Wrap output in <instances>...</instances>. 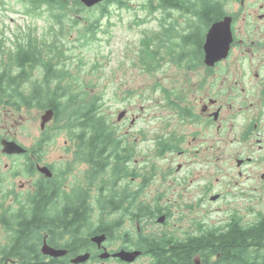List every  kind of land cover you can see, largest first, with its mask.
I'll return each instance as SVG.
<instances>
[{
    "label": "flooded vegetation",
    "instance_id": "obj_1",
    "mask_svg": "<svg viewBox=\"0 0 264 264\" xmlns=\"http://www.w3.org/2000/svg\"><path fill=\"white\" fill-rule=\"evenodd\" d=\"M110 1L123 2L108 0L106 5ZM152 2L160 27L155 40L158 51L169 54L168 60L161 59L163 65L174 70L183 69L184 78L182 86L171 91L162 89L166 96L163 110L170 111L171 115L161 130L153 129L148 135L143 122L149 115L143 105L135 115L127 109L121 113L124 117L118 122L127 124V129H136V148L139 147L136 154L140 158L135 160L131 153L133 148H123V141L119 139L114 147L107 145L98 151L93 147L85 149L76 140L56 162H41L29 150L18 155L29 163L25 169L29 174L38 172L41 176L35 186L31 185L22 203L28 206L30 197L40 188L44 217L52 214L58 220L55 241L60 247L50 244L52 235L46 232L43 244L46 239L52 248L68 251L66 256L56 259L45 256L47 261L72 264L76 257L90 254L87 263L141 264L146 260L148 264H223L221 257H207L206 252L207 235L221 233L217 227L208 231L207 222L193 221L195 230L179 238L172 233L145 234L144 224L167 227L172 217L170 205L174 203V194L166 203L164 198L169 192L179 196H183L181 191L188 192L184 182L188 181L191 188L197 180L192 177L194 171L190 166L201 161L207 163L210 150L217 153L212 160H220L218 150L249 149L250 156L234 158L233 164L236 161L240 177L244 175L251 182L260 177L264 182V55H261L264 50V0ZM225 19L230 20L232 33L229 54L209 66L205 62L207 35L214 24ZM239 47L246 62H235V51ZM236 63L241 67L237 68ZM154 119L159 118H149ZM150 146L155 151H164L167 167L159 168V160L155 157L145 158V150L147 153ZM252 164L256 166L253 168ZM41 167H47L52 176L40 173ZM260 169L263 170L259 172ZM158 181L160 185L154 192ZM204 186L199 193L205 195L208 186ZM222 198V194L209 196L214 204L220 203ZM201 205H205L204 200ZM96 214L104 220H95ZM102 236L105 241L99 246L95 239ZM112 245L120 247L113 250ZM180 247L190 248L192 257H174L173 252ZM106 252L110 257L102 259ZM120 252H140L141 255L128 263L114 257Z\"/></svg>",
    "mask_w": 264,
    "mask_h": 264
},
{
    "label": "rangeland",
    "instance_id": "obj_2",
    "mask_svg": "<svg viewBox=\"0 0 264 264\" xmlns=\"http://www.w3.org/2000/svg\"><path fill=\"white\" fill-rule=\"evenodd\" d=\"M64 1L67 2L65 19L59 23L55 22L58 11L51 5L40 7V4L35 6L30 0H0V67L7 66L10 53L31 37L43 59L49 56L55 59L58 56L53 65L57 66L55 71L59 73L57 76L60 80L52 86L60 82L76 100L88 101L100 97L101 111L116 138L123 141V148L132 147L134 159H139L140 156L136 154L139 152V147L136 148V129H127V124L118 122V116L125 109L135 115L143 105L147 109L146 115H149L143 122L148 135L153 129L161 130L171 115L170 111L163 110L166 96L162 89L171 91L182 86L184 70L163 65L161 59L168 60L169 54L158 51L155 40L160 27L158 16L148 6L150 0H123L127 4L124 7L118 3L106 5L104 2L91 9L76 7L74 0ZM31 10L33 15H28ZM92 23H97L94 34L88 32ZM60 33L61 37L57 36ZM54 41L59 48L52 47ZM52 50H60L62 54L54 56ZM154 52L158 54L155 59ZM240 52L241 47L235 51V62H246ZM261 55H264V50H261ZM236 67L241 66L236 63ZM45 74V67L39 65L32 71L31 81L25 84L24 89L44 83ZM46 111L36 108L16 111L8 106L0 108V248L9 244L12 236L4 221L12 223L13 216L23 205L22 200L28 197L31 185L35 186L41 180L38 172L31 175L25 170L28 163L25 157L3 154L1 141L7 139L17 142L41 162H56L76 141L73 134L63 127L64 121H52L42 132V116ZM152 116L159 119L149 120ZM127 141H131V144ZM67 142L69 145H65ZM218 151L221 152L217 156L220 160H212L217 153L216 150H210L207 152V163L201 161L190 166L194 171L191 175L197 180H194L191 188L188 181L184 182L183 188L187 193L181 191L183 196H179L169 192L164 198L166 203L168 198L172 200L171 195L174 194V203L170 205L172 217L167 227L146 223L145 234L172 233L185 238L188 232L196 228L192 225L193 221H205L208 231L217 227L222 232L235 219L243 224H252L264 216V182L260 181V177L252 182L244 175L240 177L236 161L233 164L234 158L245 159L243 155L250 156L252 152L250 154L249 149ZM146 157L158 159L159 168L169 164L165 162L167 157L164 151H155L152 146L147 153L145 150ZM255 166L252 164L253 168ZM256 174L255 171L254 176ZM205 184L208 186L207 194H200ZM157 185H160V181L155 183L154 192ZM217 194H222L223 198L220 203L214 204L209 196ZM203 200L204 206L201 205ZM100 219L104 220L96 214L95 220ZM118 247L112 245L110 248L114 250ZM86 264L101 263L91 261ZM141 264L148 262L142 260Z\"/></svg>",
    "mask_w": 264,
    "mask_h": 264
},
{
    "label": "trees",
    "instance_id": "obj_3",
    "mask_svg": "<svg viewBox=\"0 0 264 264\" xmlns=\"http://www.w3.org/2000/svg\"><path fill=\"white\" fill-rule=\"evenodd\" d=\"M152 1H149L148 6L154 12ZM30 2L35 6L40 4V7L51 5V8L58 11L55 22L62 23L65 19L64 9L67 7V2L64 0H30ZM74 5L84 7L79 0H74ZM119 5L124 7L127 4L120 2ZM32 10L27 14L33 15ZM97 23H92L88 29L89 33L94 34L93 30L97 28ZM61 35V33L57 34L59 37ZM146 44L145 41V47ZM1 47L2 43H0V50ZM52 47L59 48V45L54 41ZM36 49L35 41L29 37L24 45H20L13 53H10L8 65L4 68L0 67V108L8 106L16 111L33 108L53 109L55 120L64 121L63 127L71 135L73 134L85 149L93 147L98 151L103 150L107 145L114 147L115 143L118 144V138L110 129L101 111L100 97L88 101L76 100L60 82L52 86L55 81L60 80L57 76L59 73L55 71L57 66L53 65V61L58 58L56 54L59 55L62 52L52 50L53 55H56L55 59L51 56L43 59ZM157 56L158 54L154 52L153 59ZM39 65L45 67L44 83L24 89L25 84L31 81L32 71ZM39 191L40 188L34 196L30 197L28 206L27 204L21 206L19 212L13 216L12 223L4 221L12 236L10 243L0 248V264L61 263L54 260L47 261V258L41 254L40 247L43 245L45 232L52 235L50 241L52 246H60L55 241L58 220L52 214L44 217ZM206 241L207 257H221L223 264H264V216L252 224H243L235 219V222H232L220 234L217 232L208 234ZM68 248H71V245ZM189 249L187 247L176 249L177 252L176 250L173 252L174 257H192ZM184 264L187 263L184 262Z\"/></svg>",
    "mask_w": 264,
    "mask_h": 264
},
{
    "label": "water",
    "instance_id": "obj_4",
    "mask_svg": "<svg viewBox=\"0 0 264 264\" xmlns=\"http://www.w3.org/2000/svg\"><path fill=\"white\" fill-rule=\"evenodd\" d=\"M79 1L83 6H85L88 9H91L108 0H79ZM231 44H232V33L230 28V20L225 19L222 22L214 24L212 28L209 30V33L207 35V42L205 45L206 64L209 66H213L217 62L227 58L231 48ZM54 117H55V111L53 109H49L45 112V114L42 116V122H41L42 132L46 130L47 125L51 121H53ZM123 117L124 114H120L118 116V119L122 120ZM1 146H2V153L8 156H18L27 153V149L15 141L4 139L1 141ZM39 171L42 174H48V176H52V173L47 167H41L39 168ZM160 222H163V220H161ZM95 241L100 246L105 241V237L104 236L97 237ZM41 254L56 259L66 256L68 254V251L56 250L52 248L51 246H49V244L45 239V242L41 247ZM140 255H141L140 252L139 253L120 252L114 255V257H119L124 262L131 263L134 261L135 257H139ZM101 257L102 259H107L110 257V255L106 252ZM90 258H91L90 254L80 255L75 259H73L72 264H86L87 262H89Z\"/></svg>",
    "mask_w": 264,
    "mask_h": 264
}]
</instances>
